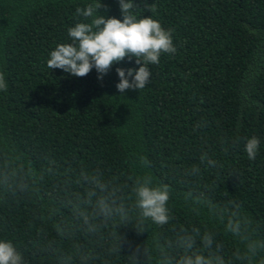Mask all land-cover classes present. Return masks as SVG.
<instances>
[{
  "label": "trees",
  "instance_id": "16d2710c",
  "mask_svg": "<svg viewBox=\"0 0 264 264\" xmlns=\"http://www.w3.org/2000/svg\"><path fill=\"white\" fill-rule=\"evenodd\" d=\"M91 2L0 0V240L24 264H176L181 230L199 229L214 234L225 264H244L233 254L246 241L225 223L239 205L246 235L264 241V0H133L138 18L172 31L177 51L148 65L144 89L123 93L117 69L138 70L135 57L103 79L95 68L76 77L47 66ZM101 4V15L123 20L119 0ZM252 137L255 160L245 151ZM97 174L128 218L97 216L90 232L78 210L94 212ZM143 177L169 187L167 224L141 218ZM194 251L209 252L199 237Z\"/></svg>",
  "mask_w": 264,
  "mask_h": 264
},
{
  "label": "clouds",
  "instance_id": "9594fccd",
  "mask_svg": "<svg viewBox=\"0 0 264 264\" xmlns=\"http://www.w3.org/2000/svg\"><path fill=\"white\" fill-rule=\"evenodd\" d=\"M123 20L101 15L99 9L103 7L101 0H93L85 8H77V17H83V21L68 29V37L71 43H61L50 52L47 66L50 69L59 68L72 76L84 77L93 68L100 74L99 78L107 74L113 64L123 61L125 57H135L137 64H142L139 69L118 68L117 73L120 82L118 90L123 93L127 89H144L151 76L148 65H156L160 62L163 53L174 54L177 49L173 43L171 30H165L160 21L149 17L138 18L135 13L136 5L133 0H119ZM133 76L130 82L128 77ZM7 90L4 74L0 72V91ZM260 141L256 137L247 140L245 151L250 160H255L259 151ZM204 157H202V160ZM210 166H215L216 161L208 159ZM143 165L149 162L141 159ZM90 182L100 190L102 195L95 201L94 212L90 215L87 211L78 210L79 216L87 226L88 231L95 232L98 225L94 222L97 216H102L105 223L119 216L121 220L128 218V213L123 203H118L117 190L97 174L91 177ZM136 195V207L140 210L142 219H150L158 225L169 222V210L167 207L170 199V189L167 185L153 187L150 177L138 178L134 187ZM96 195L89 193V200ZM221 219H224V210L219 211ZM250 221L243 216L239 205H234L233 210L227 213L225 231L233 236L245 239V248L237 249L233 258L244 264H264V241L255 240L246 235ZM177 244L184 249L176 264H225L222 255L219 254L220 245H216L213 253L214 234L205 231L202 235L199 229H193V234H187L181 230ZM199 237L204 248L209 252L194 251L196 238ZM0 264H24L22 254L17 251L11 241L0 240ZM171 264V262H170Z\"/></svg>",
  "mask_w": 264,
  "mask_h": 264
}]
</instances>
